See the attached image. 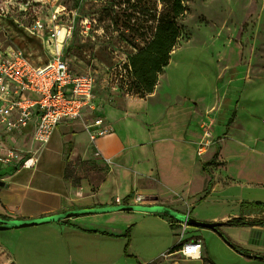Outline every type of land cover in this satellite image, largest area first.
Returning <instances> with one entry per match:
<instances>
[{
  "label": "crops",
  "instance_id": "obj_1",
  "mask_svg": "<svg viewBox=\"0 0 264 264\" xmlns=\"http://www.w3.org/2000/svg\"><path fill=\"white\" fill-rule=\"evenodd\" d=\"M200 48L202 57L212 56L216 61L214 81L207 72L194 74L189 65L196 57L177 62L183 52L178 47L169 65L158 74L152 93L122 97L116 103H102L94 94L93 110H86L77 121L61 123L42 149L20 146L28 138L33 141V125L13 138L4 137L18 150L36 153L38 162L31 170L0 167V218L37 219L117 206L116 199L121 205L134 203L137 196L146 206H163L203 223L225 222L240 214L262 218L264 212L241 210V204H264L263 131L253 120L244 123L237 112L226 129L218 124V115L226 98L238 104L244 96L258 101L264 92V76L238 73L230 78L229 70L239 71V56L237 61V55L228 59L221 48ZM200 82L207 87L198 90ZM248 89H252L249 94ZM97 117L108 122L113 132L92 144L85 127ZM204 126L211 129L215 141L198 157ZM227 192L234 193V201L231 213L223 214L226 201L215 199V195L225 198L222 194ZM215 203L222 205L214 207ZM50 224L49 229L65 244L66 264H154V257L140 255L129 244L126 250L110 256V239L125 237L129 230L128 237L135 240L141 229L150 252L167 258L177 254L182 243L199 240L205 258L199 238L215 233L195 227L190 230L187 225L183 230L181 222L170 216L138 211L82 215ZM254 229L264 232V227L219 228L235 246L249 252L262 249L264 253V242L251 236ZM24 230H7L13 232L0 234V239L15 248L14 242L25 235Z\"/></svg>",
  "mask_w": 264,
  "mask_h": 264
},
{
  "label": "rangeland",
  "instance_id": "obj_2",
  "mask_svg": "<svg viewBox=\"0 0 264 264\" xmlns=\"http://www.w3.org/2000/svg\"><path fill=\"white\" fill-rule=\"evenodd\" d=\"M183 5L185 13L176 21L182 36L175 49L183 50L177 62L196 57L193 65H189L195 70L194 74L207 72L214 81L216 61L212 56L202 57L200 50V47L211 46L228 53V59L234 54L238 61L239 56L237 75L264 76V0H184ZM164 12L166 9L159 0H0V49L20 48L34 64L41 65L51 58L53 43L47 29L39 36L31 34L30 30L36 22L51 24L50 28L58 27L61 31L63 56L71 69L92 75L95 98L102 103H116L122 97H143L132 76L129 58L146 47ZM205 84L200 82L198 90L206 88L208 84ZM251 90L248 89L247 94ZM258 96V101L254 102L244 96L236 112L244 123L256 122L264 135V92ZM20 146L37 148L38 145L28 138ZM233 194H222L225 198L216 194L215 199L226 201V205L215 203L214 207L222 205L223 214L231 213L228 211L233 205ZM127 204L146 206L143 198L123 205ZM50 226L53 224L25 229V235L14 242L15 248L0 239V264H66L65 244ZM137 228L138 231L140 227ZM10 232L13 231H0V234ZM140 232L135 240L130 237L110 239L107 245L110 256L133 246L140 255L154 257V264H264L262 260L235 252L216 232L199 238L206 252L201 260L188 259L178 253L165 258L157 251L150 252L143 229ZM254 250L250 253L264 256L262 249Z\"/></svg>",
  "mask_w": 264,
  "mask_h": 264
},
{
  "label": "built area",
  "instance_id": "obj_3",
  "mask_svg": "<svg viewBox=\"0 0 264 264\" xmlns=\"http://www.w3.org/2000/svg\"><path fill=\"white\" fill-rule=\"evenodd\" d=\"M48 26V27H47ZM36 22L31 34L43 35L47 29L53 43L52 56L41 65L34 64L17 47L0 49V167L34 169L36 153L18 150L4 141V137L20 134L33 125L32 139L38 148H44L57 127L63 122L77 121L86 110H93L95 82L91 74L74 71L64 59V40H59L58 27ZM70 33V32H69ZM92 144L110 135L112 126L103 118H93L85 127ZM214 137L204 126L202 139L196 150L201 157L213 145ZM108 162V160H106ZM135 200H141L137 196ZM115 205H121L115 200ZM181 228L186 230L185 224ZM195 248L196 251H191ZM200 260L202 244L199 240L182 243L177 252ZM171 254L166 255V257Z\"/></svg>",
  "mask_w": 264,
  "mask_h": 264
},
{
  "label": "trees",
  "instance_id": "obj_4",
  "mask_svg": "<svg viewBox=\"0 0 264 264\" xmlns=\"http://www.w3.org/2000/svg\"><path fill=\"white\" fill-rule=\"evenodd\" d=\"M159 1L163 4L166 12L162 14L153 37L144 49H140L129 58V67L132 76L137 81L143 95H148L153 92L157 83L158 74L169 65L171 54L182 36L176 21L185 13V7L183 5L184 0ZM237 72L238 70L231 69L228 72V76L230 78H235ZM237 105V102H233L229 98L224 99L218 115V124L220 126H224L227 129L231 125L235 119ZM130 197L131 195L126 197L124 202L128 201ZM243 209H255L264 212V204L258 202L242 203L241 210ZM223 224L226 227H264V216L259 219H250L240 214L237 217H230L223 222ZM216 233L235 252L245 257L251 255L250 252L232 244V242L219 231V228ZM128 235L129 230L126 231L125 237H128ZM176 250L177 248L173 249V251ZM257 256L258 260L264 261V256ZM126 257L132 258L128 254H126Z\"/></svg>",
  "mask_w": 264,
  "mask_h": 264
},
{
  "label": "water",
  "instance_id": "obj_5",
  "mask_svg": "<svg viewBox=\"0 0 264 264\" xmlns=\"http://www.w3.org/2000/svg\"><path fill=\"white\" fill-rule=\"evenodd\" d=\"M116 211H138V212H144V213L166 215V216H170L174 218L176 221H179L187 226L208 229L214 232L218 231V228L225 226L223 222H219V223L198 222L190 218L188 215L174 212L163 206L117 205V206H108V207H103V208L72 210V211L61 213V214H56L53 216L37 218V219L4 220L0 218V231L26 229V228L46 225L50 223H59L71 217H77V216H82V215L106 214V213L116 212ZM251 236L252 238H256L264 242V232L262 231H252ZM248 258L257 259L258 256L251 254L248 256Z\"/></svg>",
  "mask_w": 264,
  "mask_h": 264
},
{
  "label": "clouds",
  "instance_id": "obj_6",
  "mask_svg": "<svg viewBox=\"0 0 264 264\" xmlns=\"http://www.w3.org/2000/svg\"><path fill=\"white\" fill-rule=\"evenodd\" d=\"M191 251H193V252H194V251H196V249H195V248H192V249H191Z\"/></svg>",
  "mask_w": 264,
  "mask_h": 264
},
{
  "label": "flooded vegetation",
  "instance_id": "obj_7",
  "mask_svg": "<svg viewBox=\"0 0 264 264\" xmlns=\"http://www.w3.org/2000/svg\"><path fill=\"white\" fill-rule=\"evenodd\" d=\"M254 241H256V239H253V243H254Z\"/></svg>",
  "mask_w": 264,
  "mask_h": 264
}]
</instances>
